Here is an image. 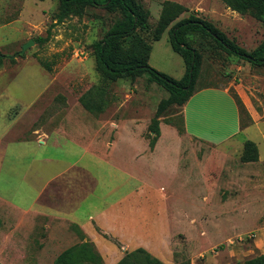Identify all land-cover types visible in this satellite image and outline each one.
Listing matches in <instances>:
<instances>
[{
    "label": "rangeland",
    "instance_id": "obj_1",
    "mask_svg": "<svg viewBox=\"0 0 264 264\" xmlns=\"http://www.w3.org/2000/svg\"><path fill=\"white\" fill-rule=\"evenodd\" d=\"M135 1L148 12V30L139 32L151 46L148 65L174 80L184 76L185 65L172 50L169 29L190 14L212 23L248 52L264 40L263 21L232 12L221 0ZM165 1L182 5L187 12L159 41H153ZM57 11L58 0H0V53L6 57L0 66V134L11 123L6 141L28 140L44 132L62 143L99 145L102 137L108 139L105 144L116 142L110 153L112 184L101 200H128L131 190L143 187L142 201H150L160 212L159 217L146 215L149 221L144 228L153 238L164 231L170 237L171 245L161 246L160 254L148 252L164 264H242L264 254V66L228 59L208 41L193 37L202 56L195 91L233 85L245 111L246 131L223 145L188 138L179 132L181 109L172 108L160 118L162 144L151 158L148 151H154L160 137L150 150L153 135L148 127L167 94L148 83L146 76L106 82L95 68L92 45L103 38L119 13L88 6L56 23ZM29 41L32 46L16 56ZM99 87L105 90L104 103L97 111H87L81 100L87 101L88 92ZM97 121L105 123L101 136ZM126 123L137 125L140 137L123 132ZM246 141L258 147L255 162L242 161ZM93 170L96 176L103 173L98 166ZM68 231L80 235L74 226Z\"/></svg>",
    "mask_w": 264,
    "mask_h": 264
},
{
    "label": "crops",
    "instance_id": "obj_2",
    "mask_svg": "<svg viewBox=\"0 0 264 264\" xmlns=\"http://www.w3.org/2000/svg\"><path fill=\"white\" fill-rule=\"evenodd\" d=\"M232 87L194 93L182 109L184 136L223 145L245 133V111ZM200 96L203 99L191 105ZM97 122L101 136L105 123ZM126 125L123 132L139 136L137 125ZM11 130L10 123L0 134V264H54L60 253L82 242L92 243L105 264H116L126 252L141 248L156 255L161 246L171 245L167 232L153 238L144 228L147 216L159 217L160 212L142 201L141 185L130 191L128 200H101L112 184L110 153L116 142L105 144L108 139L102 137L99 145L62 143L44 132L6 141ZM161 137L154 151H148L151 158L161 147ZM176 138L179 141L178 134ZM95 166L102 175H95ZM70 226L80 235L68 231Z\"/></svg>",
    "mask_w": 264,
    "mask_h": 264
},
{
    "label": "trees",
    "instance_id": "obj_3",
    "mask_svg": "<svg viewBox=\"0 0 264 264\" xmlns=\"http://www.w3.org/2000/svg\"><path fill=\"white\" fill-rule=\"evenodd\" d=\"M221 2L232 12L241 15L249 14L264 22V0H221ZM88 6L103 7L109 12H118L120 15L103 38L92 45L95 68L102 80L106 82H116L122 79L134 81L146 76L148 83L155 84L167 94V98L159 102L148 127V132L153 135L148 144L150 150H153L160 137V118L172 108L181 109L182 128L179 132L185 134L182 109L197 92L195 86L200 76L202 59L199 47L193 45V37L208 41L213 48L228 59L234 58L252 67L264 66V40L255 50L248 52L227 38L212 23L190 14L169 29V42L172 50L182 58L185 65L184 76L180 80H174L148 65L151 46L139 33L148 30V12L135 0H58V11L54 15V20L56 23H61L73 15L81 14ZM185 12L187 9L182 5L165 1L154 30L153 41H159L164 31ZM200 47H203L202 42ZM5 58L0 53V66ZM39 64L49 70L47 64L41 61ZM104 92L105 90L101 87L89 91L88 100L83 101V98L81 100L83 107L90 112L99 110L104 103L101 99ZM262 108L264 114V98ZM257 160V146L252 141H246L242 161L249 163ZM54 264L104 263L92 243L82 242L60 253L54 260ZM116 264L164 263L139 248L126 253ZM242 264H264V254L245 260Z\"/></svg>",
    "mask_w": 264,
    "mask_h": 264
},
{
    "label": "water",
    "instance_id": "obj_4",
    "mask_svg": "<svg viewBox=\"0 0 264 264\" xmlns=\"http://www.w3.org/2000/svg\"><path fill=\"white\" fill-rule=\"evenodd\" d=\"M32 44H33V42L32 41H29L28 43H26L23 47H22V49H21V51L16 55V56H22L23 54H24V52L30 47V46H32Z\"/></svg>",
    "mask_w": 264,
    "mask_h": 264
}]
</instances>
